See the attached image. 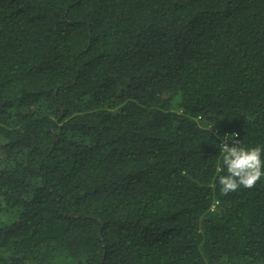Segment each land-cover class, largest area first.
Masks as SVG:
<instances>
[{
  "label": "trees",
  "instance_id": "obj_1",
  "mask_svg": "<svg viewBox=\"0 0 264 264\" xmlns=\"http://www.w3.org/2000/svg\"><path fill=\"white\" fill-rule=\"evenodd\" d=\"M233 134L264 150V0H0V264H264Z\"/></svg>",
  "mask_w": 264,
  "mask_h": 264
},
{
  "label": "clouds",
  "instance_id": "obj_2",
  "mask_svg": "<svg viewBox=\"0 0 264 264\" xmlns=\"http://www.w3.org/2000/svg\"><path fill=\"white\" fill-rule=\"evenodd\" d=\"M231 140V147L227 141ZM240 140L236 134L225 136L219 145L223 153L222 165L226 168L227 175L219 177L221 192L228 194L243 187L251 189L264 176V160L261 159L262 150L260 147L246 149L240 147Z\"/></svg>",
  "mask_w": 264,
  "mask_h": 264
},
{
  "label": "built area",
  "instance_id": "obj_3",
  "mask_svg": "<svg viewBox=\"0 0 264 264\" xmlns=\"http://www.w3.org/2000/svg\"><path fill=\"white\" fill-rule=\"evenodd\" d=\"M225 136H229V135H225ZM225 136H224V137H225ZM227 143H228V146L230 147V145H231V144H230V143H231V140L227 141Z\"/></svg>",
  "mask_w": 264,
  "mask_h": 264
}]
</instances>
